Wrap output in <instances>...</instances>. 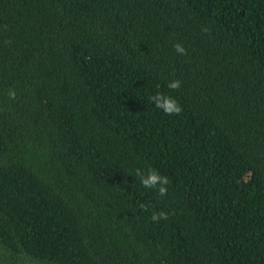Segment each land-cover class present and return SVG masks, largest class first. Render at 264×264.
Masks as SVG:
<instances>
[{"label": "trees", "instance_id": "16d2710c", "mask_svg": "<svg viewBox=\"0 0 264 264\" xmlns=\"http://www.w3.org/2000/svg\"><path fill=\"white\" fill-rule=\"evenodd\" d=\"M0 264H264V0H0Z\"/></svg>", "mask_w": 264, "mask_h": 264}, {"label": "clouds", "instance_id": "9594fccd", "mask_svg": "<svg viewBox=\"0 0 264 264\" xmlns=\"http://www.w3.org/2000/svg\"><path fill=\"white\" fill-rule=\"evenodd\" d=\"M174 48L176 52L180 55H187V49L182 44H175ZM182 86V81L179 79L171 80L168 82L167 87L172 90H179ZM7 95L10 99H15L16 92L14 89H9ZM150 100L155 105V107L161 110L166 115H179L183 108L179 102L172 96L167 95L163 92H158L150 97ZM136 177H138L142 185L147 189H155L158 191V195L164 197L168 193V185L170 180L167 176L161 175L157 170L149 168L147 172L140 168L135 171ZM140 208L147 210L146 205L141 204ZM168 213L165 211L154 212L151 219L154 222H159L161 220L166 221L168 219Z\"/></svg>", "mask_w": 264, "mask_h": 264}]
</instances>
